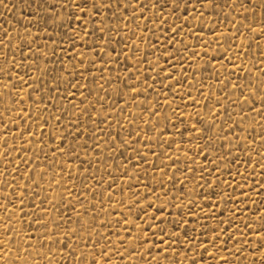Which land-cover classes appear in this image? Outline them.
Here are the masks:
<instances>
[{
    "label": "rangeland",
    "instance_id": "rangeland-1",
    "mask_svg": "<svg viewBox=\"0 0 264 264\" xmlns=\"http://www.w3.org/2000/svg\"><path fill=\"white\" fill-rule=\"evenodd\" d=\"M90 3L0 4V264H264V0Z\"/></svg>",
    "mask_w": 264,
    "mask_h": 264
},
{
    "label": "snow or ice",
    "instance_id": "snow-or-ice-1",
    "mask_svg": "<svg viewBox=\"0 0 264 264\" xmlns=\"http://www.w3.org/2000/svg\"><path fill=\"white\" fill-rule=\"evenodd\" d=\"M85 5H89V8H97L98 9V5L96 3H90V0H83ZM203 2V0H201V3ZM211 2V0H210ZM3 3V0H0V4ZM73 3H75V0H73ZM80 11L84 12V15L87 16L88 15V10L85 9L83 6L80 7ZM0 43H2V41H0Z\"/></svg>",
    "mask_w": 264,
    "mask_h": 264
}]
</instances>
